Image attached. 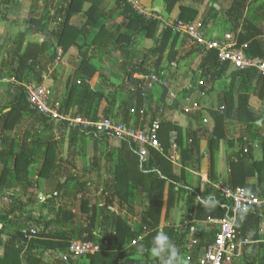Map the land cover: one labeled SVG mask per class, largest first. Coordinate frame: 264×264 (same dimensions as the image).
<instances>
[{"label": "trees", "instance_id": "obj_1", "mask_svg": "<svg viewBox=\"0 0 264 264\" xmlns=\"http://www.w3.org/2000/svg\"><path fill=\"white\" fill-rule=\"evenodd\" d=\"M33 1L25 0L27 10L22 19L24 30L11 39L7 53L15 91L12 92L9 106L0 112V198H8L5 199L8 200L7 204L0 203V246L3 247L0 264H47L44 259L51 255H60L56 259L59 264H73L71 259L64 262L61 256L68 255L70 243L78 240L98 245L96 253L85 257L88 264H160L147 251L142 256L136 251L140 244L150 248L152 238L158 230L166 232L175 242L182 264H199L197 249L188 245L191 239H196L200 247L213 243L217 235L216 227L198 224L197 234L190 235L188 232L179 233L175 226L180 216L201 223L208 218L222 219L231 215L229 203L215 186L219 183L217 160L221 144L227 145V150L231 151L225 157L228 167L227 187L231 190L247 188L250 193L258 196L264 192V115L257 110L264 101V76L257 74L255 69L234 70L228 63H219L215 51L193 47L191 54L187 55L200 56L199 80L203 93H212L213 85L225 77L230 82L218 96L217 110L199 111L198 116L185 113L192 115L200 123L194 131L183 132L163 118L162 114L166 110L165 97L168 94L166 87L156 89L159 90L157 94L161 101L153 102L151 89L157 86L149 88V83L133 78L134 74L151 76L154 73L162 79L160 67L163 62L171 68L183 59L176 50L180 34L171 28L160 30L161 22L152 17L153 0H139L140 6L151 14L149 18L135 10L127 0H115V6L110 11L101 7L104 0H63L53 11L49 8L45 21L32 16L26 17L33 14ZM162 1L163 11L167 15L180 2ZM10 2L11 0H0V21H7L3 8L8 7ZM85 3H90L86 10L83 9ZM245 7L244 0H236L224 12V16L233 25V31H237L239 22L242 21L237 38L238 46L247 44L246 56L264 65V30L244 19ZM115 13H118L120 22L107 26V21ZM75 16L83 19L80 26L71 24ZM196 19L195 10L180 7L178 20L192 24ZM31 37H38V41L31 40ZM138 37L152 40V46L143 55L142 62L139 65L132 64L131 60L123 62L124 77L120 85L111 90L112 94L104 96L101 92L91 90L90 78L97 76L98 70L92 64L94 58L90 56V51L93 49L99 53L112 50L125 55L130 48L136 46ZM70 49H74L79 55L80 62L75 76L80 81L78 84L69 82L66 100L59 107V112L67 114L72 102H80L83 105L80 111L86 112L84 116L96 121L99 119V103L107 102L103 118H112L118 123L133 127L132 118L138 120L140 112L147 107L148 110L144 113L146 120L150 119L152 124L157 118L160 119L158 140L164 155L170 154V134L175 133L180 167L173 166L154 150H149L147 162L140 164L131 141L113 138L105 133H94L90 129L83 131L79 126L67 122L56 124L30 107L22 84L42 85V75L47 74V65L55 61L58 50L64 56ZM150 58L154 59L152 70L147 67ZM33 79L36 81L32 82ZM207 86L209 90L205 91ZM121 93L126 97L120 99ZM176 108L178 109L177 104L172 109ZM204 113L210 116L212 130L202 123ZM111 114H114L113 117H110ZM25 115L31 118V124L24 131V137L16 143V130ZM259 120H262L260 126L257 125ZM35 124L41 125L42 132L48 133L49 137L32 135ZM229 125H233L240 134L235 141L226 137ZM55 130L58 132L59 142L55 139ZM84 132L89 134L91 141L97 137L98 140L105 138L104 155L110 163L114 162L108 171L110 182L105 183L101 201L95 204L84 197L87 193H96L99 187L92 188L87 182L81 183L80 177L67 170V167L60 168L57 161L61 160L56 156L58 144L67 133L69 142L74 145L79 137L87 138ZM245 135H249L248 142L244 140ZM113 139L116 143L114 146L111 144ZM201 141L207 143L208 180L204 184L200 177L193 176L190 181L188 179L191 175L189 171L195 173L201 169ZM256 142L259 144L258 154ZM101 156L93 157L89 167H83V175L94 173L99 178ZM60 171L61 180L58 177ZM250 178L255 179V184L247 185ZM40 180L54 181L52 190L46 192L43 199L38 198V192H41ZM191 181H195L197 186H193ZM71 185L73 194L69 190ZM209 193H213L219 201L211 210L204 208L197 199ZM79 194L82 199L80 214L85 225L76 230L70 199ZM135 197L143 205L137 226L131 225L114 210L116 199L120 205H125L130 198ZM181 202L185 213H181ZM161 219L165 223L162 227ZM9 226L18 229H13L3 243L1 235L8 231ZM263 232L264 205L259 208L249 207L246 212L239 214L231 240L243 246L240 256L229 264H264ZM132 241H135L134 245H131Z\"/></svg>", "mask_w": 264, "mask_h": 264}, {"label": "crops", "instance_id": "obj_2", "mask_svg": "<svg viewBox=\"0 0 264 264\" xmlns=\"http://www.w3.org/2000/svg\"><path fill=\"white\" fill-rule=\"evenodd\" d=\"M137 1L139 2V0H137ZM244 1L246 4L244 19L245 20L248 19L247 14H248V11L251 10L253 12V19L252 20L248 19V20L251 23L258 25L259 27H262L264 30V0H244ZM11 2L13 4L14 1L11 0ZM11 2H10V4H11ZM33 2H35L34 4L37 3L38 5L42 4V2H40V0H34ZM61 3L62 2H58L57 0H54V3L52 6L49 5L46 7L47 12L49 11V8H50V10L53 11L55 8L59 7ZM233 3L235 4L236 0H234V1L233 0H180V2L174 7L172 13L167 15L163 11V7H164L163 1L162 0H153L152 10H153L154 14L152 15V17L156 18L157 20H159L161 22L160 23V30H161V29H163V24L165 22L178 19L179 15H180V7L181 6L187 7V8H190L192 10H195L197 12V19H196L195 23L199 24L201 26L205 36L207 38H210V39H218V38H222V36L226 33L231 32L234 34L236 32V30L233 31V28H232L233 25H231L228 22L227 18L224 16V12H226V10L230 9L231 6H233ZM10 4H9V6H10ZM19 4H20L21 9L25 13L27 10L25 0H24V2H21ZM114 6H115V0H104V2L101 5V7L105 11L112 10L114 8ZM89 7H90V3H85L83 9L86 10ZM255 12H257V13H255ZM33 18L39 19L36 17H33ZM115 18H116V20H114ZM22 19L20 20L21 21L20 23H18V22L15 23L14 20H12V19L8 20V17H7V21H5V20L0 21V29H1L0 30V42L1 43L4 40V42L9 47L11 39H13L18 32L24 30V24L22 23ZM113 22L114 23L120 22V18H119L118 13H115L112 16V18L107 21L106 24H107V26H110V23H113ZM82 23H83V19L79 16H75L71 20V24L74 26H80ZM241 24H242V21L240 20L238 29L241 28V26H242ZM49 25H50V23H49ZM222 26H225V27L229 26L232 29V31L227 30L221 34L220 29L222 28ZM4 35H6V36L4 37ZM263 38H264V36H263ZM31 40L38 41V37L37 38L31 37ZM142 40L148 41L149 45L152 46V40L151 39H144V38L138 37L136 39V46L132 47L133 48L132 52L127 53V56L129 58V60H131L132 64L139 65L142 62V57L144 55V54H141L142 46L140 45L141 44L140 42H142ZM193 47H195V46H192L188 42L186 37L180 35L178 42H177V45H176V50L179 53V56L182 57L183 59L178 64H176V65L174 64L171 68H168L165 62H163L161 64V67H160V69H161L160 74L162 75L161 80H164L166 82V89L168 90L167 97H165V102H166L165 108H166V110H164V113L162 114L163 118L171 121L174 125L178 126L183 132L184 131L185 132L194 131V129L200 123L199 120L192 117V115L198 116L199 111H215L218 109V106H219L218 96L223 91V87L228 85L230 82L229 78L225 77V79H223L221 82L215 83L213 85V92L212 93H210V94L203 93L204 90H203V92L201 91V89H200L201 88L200 87L201 82L199 80L200 56L197 54H192L189 56L187 55V54H191L190 52L192 51ZM139 48H140V51H139ZM69 51H72V53L76 52L74 49H70ZM132 53H134V55H132ZM89 54L94 59H95L96 55H98L100 59H103V58L106 59L109 56L108 51H106V50L98 53V52H96V50L92 49ZM135 55L136 56L139 55V57L141 55V60L139 58V63H135V62L133 63V60H134L133 56H135ZM64 56L62 55V57H64ZM78 58H79V56H78ZM116 59H119V58H116ZM62 60H63V58H62ZM192 60H194V62H191ZM195 61L198 63L197 68H193ZM152 62L154 63V59L150 58L147 62V66H150V64ZM55 63L59 64V63H62V61L55 62ZM153 63L151 65H153ZM97 64L101 65V62L98 61ZM93 65L98 70L96 73L97 76H95V77H101V80H102L101 83L106 86L103 90L107 91L109 89L108 88L109 86H110L109 91H111L113 89L115 90V88L120 85V83H119L120 81L118 82V79H119L120 75H124V63L123 62L121 64V65H123V70L119 69V68H115L114 70H109L108 73H107V71H105L107 74L111 75V77L112 76L114 77V78H109L108 80L105 77H103V74H104L102 72L103 69L100 70L98 68V66H96L95 64H93ZM6 72L3 73V76H2V74H0V112L2 111L1 109L9 106L8 103L11 101L10 97L12 96V92L15 91L14 85H13L14 79H13V77H11V72L9 74H6ZM51 72L52 71L47 72V74L42 75V77H43V80L41 83L42 85L45 84L48 79H50L52 81L54 80L55 76H52L50 74ZM152 75H156L157 77H159L158 74L152 73ZM135 76H143V75L134 74L133 78ZM112 79H114L116 81H113ZM136 80H138V79H136ZM32 82H34V81H32ZM69 82H70V84H72V82L69 79H67V81H66L67 85ZM145 82L150 83L149 88H153V85L157 86V88L151 89V91L154 95V97L152 99L153 102L154 101L155 102L161 101L160 98L158 97V94H157V91H159V90H156V89H159V87L161 88V87H165V86H161L159 83H156V82L154 83L151 80H146ZM22 85H24V83ZM89 85L91 86V88H90L91 90L96 91V92H101V93H103L104 96L108 95V94H105V92H103V90L97 88V86L99 85L98 81L95 82V80H94L92 82L90 80ZM66 89H67V86H66ZM208 90H209V86L206 87L205 91H208ZM184 91H186L187 93L185 94ZM123 96H124V94L121 93L120 99L123 98ZM199 97L200 98L204 97V98L202 101L195 102L194 100H196V99L199 100ZM209 97H211V98H209ZM208 99L210 100V102L208 101ZM65 100H66V95L63 99H61L58 107H60L62 104H64ZM54 101L55 100H53L51 98V104L54 105L56 108H58L56 102H54ZM3 103H4V105H3ZM262 103H264V101ZM176 104L178 106V109L177 108L172 109V108H174V106ZM81 106H83V105L80 102H72V106L69 108L67 114H65V115L69 116L71 119L73 117V118H82L85 120L92 121L89 118L84 116V113H86V112L80 111ZM106 107H107V102H100L99 106H98L99 111L94 110V111H98L99 119L104 117V116H102V114H104V109ZM143 110L145 113V112H147L148 108L147 107L143 108ZM257 110H259L260 113L262 115H264V107H261V105H259ZM185 113H191L192 115L188 116V115H185ZM113 115L114 114H111L110 117H113ZM144 116L143 117L139 116L138 120L136 118H132L131 124L133 125V127L138 128V129H145L147 126H149L151 124V120L150 119L146 120L144 118ZM204 120H207V123H204L203 122ZM158 121H160L159 118H157V120L155 122H158ZM261 122H262V120L257 121V125H258V123H261ZM202 123L204 125H206L207 127H209L210 130H212V124L210 121V116H208L206 113H204V115H203ZM55 134L58 136L57 131L55 132ZM85 135L89 139V136H88L89 134H85ZM239 135H240L239 132H237V129H234L233 125L228 126L227 136H226L228 140H234L235 141L239 137ZM185 138L189 139L188 136H186ZM185 138H184V143L186 144L187 141ZM98 139L99 138L97 137V139H95L94 141H91V142H93V146L96 144L102 143V149L100 150L96 146H94V148L91 149L89 154H87L89 156L88 158L90 159L89 163H86L84 165V162L82 159L83 154L79 155V153L76 152L74 161L66 163L64 165V167H67V170H70V172L78 175L80 177L81 183L87 182V184L90 186V185H92L91 181H88V179H83V178L87 177L88 175H92L94 173L86 174L85 176H83V172H82L83 167L84 166L89 167V164H90L91 160L93 159V157H95L97 155H102L100 157L101 161H100V165H99V170L105 171V173H104L105 179L101 180V181L98 180L97 182H99V183H95L94 185L96 187H99L101 185H102V187H104L105 183L110 182V177H109L108 171L110 170L109 168L113 167L114 162L110 163L104 155L106 153V146H105L106 139L105 138H103V140H101V139L98 140ZM244 140H245V142H248L249 141V135H245ZM114 143H115L114 139L111 140L112 146H114L113 145ZM199 146H200V152L202 154L201 155V160H202L201 169L199 172L194 173V172L189 171V173H191L192 177L193 176L200 177L201 183L204 184L208 180L207 179L208 163H207V159H206V156H207V143H206V141H201ZM95 149H97V150H95ZM246 149H247V147H245V150ZM255 149L257 150L256 153L258 154L259 148L256 147V145H255ZM222 151H223V155H224V157L222 158L223 160L222 159L217 160L218 161L217 172H218V177H219V183H217V185L227 186L228 167H227V164L225 162V157L228 154H230L231 151L227 150V145L221 144V148H220L219 153H221ZM176 154H178L177 150H176ZM77 163L78 164L80 163V164L78 165ZM99 178H100V176H99ZM103 178H101V179H103ZM191 183H193V181H191ZM253 184H255L254 178H250L247 180V185H253ZM217 185H215V186H217ZM193 186H197L195 181L193 183ZM201 189H203V186H201ZM101 193H102V191H101ZM44 195H45V192H43L41 190V192L38 193V198L43 199ZM77 196H78L77 198H79V197L81 198V196H79V195H77ZM72 198H74V197H72ZM181 206L183 207V202L180 203V208H181V213H185L184 208H182ZM72 212L74 215L76 214L74 207L72 208ZM164 212H165V208L163 209V213ZM163 213H162V215H163ZM37 216H38V214H37ZM182 218L183 217L180 216L179 220H181ZM80 219H81V214H80ZM75 221H76V219H75ZM80 226H82V225H77L76 223L74 224V228L76 230H78V228ZM13 229H18V227L9 226L8 231L5 232L4 235H1V239H2L3 243H5V241L7 240L8 234L10 232H12ZM2 253H3V247L0 246V256L2 255ZM46 257H49V256H46ZM59 257H60V255L57 256V258H59ZM69 259L72 260L73 264H88V261L85 259V257H81V258L72 257ZM82 260H83V262H82ZM47 264H59V262L55 259V260H52L49 262L47 261Z\"/></svg>", "mask_w": 264, "mask_h": 264}, {"label": "built area", "instance_id": "obj_3", "mask_svg": "<svg viewBox=\"0 0 264 264\" xmlns=\"http://www.w3.org/2000/svg\"><path fill=\"white\" fill-rule=\"evenodd\" d=\"M135 10L149 18L150 15L140 6L136 0H127ZM163 28H171L173 31L187 38L192 46L201 47L207 51H215L219 63H228L234 70L255 69L257 74L264 76V65L250 60L245 53L247 44L238 46L237 38L241 29L234 34L226 33L222 38H207L199 24H188L178 19L167 21L163 24ZM56 62L62 60V51L58 50ZM138 80H151L166 87V82L156 75L151 76H135ZM27 94V100L30 107L39 114L44 115L54 123L67 122L70 125L79 126L81 130H93L94 133H105L113 138L125 139L131 141L136 148L140 164L147 162L149 150H154L166 158L173 166L180 167L179 157L176 154L175 133L170 134L171 148L170 154L164 155L158 140L159 122H155L147 126L145 129H138L127 126L123 123L113 121L111 118H100L97 121H89L82 118L72 119L59 112V109L51 104V94L47 87L30 83L23 85ZM134 114V111H132ZM144 116V110L140 112V117ZM207 123V120L203 121ZM72 123V124H71ZM56 132V131H55ZM216 190L227 200L231 207V215L222 219L208 218L204 222H196L183 217L181 223L175 228L179 233L188 232L190 235L197 234L199 225L214 226L217 229V235L213 243L200 247L196 239H191L190 247L197 249L199 264H229L234 258L241 254L243 244L236 243L231 240L235 234L236 217L248 210L249 207L259 208L264 205V192L261 196L250 193L247 188H236L231 190L227 186L217 185ZM199 224V225H198ZM198 225V226H197ZM162 227V226H161ZM264 234V232H263ZM264 241V238H263ZM135 241L131 242L134 245ZM203 250L200 256V251ZM98 251V246L92 242L74 241L68 247V255H62L64 262L71 257H86L93 255ZM189 258V257H188Z\"/></svg>", "mask_w": 264, "mask_h": 264}, {"label": "rangeland", "instance_id": "obj_4", "mask_svg": "<svg viewBox=\"0 0 264 264\" xmlns=\"http://www.w3.org/2000/svg\"><path fill=\"white\" fill-rule=\"evenodd\" d=\"M13 1H14L13 4L11 2V4L9 3L10 6L5 7L3 9L6 11V16L8 17V20L12 19V20H14L15 23H17V22L20 23L21 22L20 20L24 17V11L21 9L19 3L24 2V0H13ZM57 1L58 2H62L63 0H57ZM40 2H42L41 5H38L37 3L34 5L33 14L31 13V14L28 15L26 13L28 15L26 17L29 18V17L33 16V17L39 18V19H41L43 21H45L47 19V17H48L47 13L48 12L46 10V7L49 6V5L52 6L53 3H54V0H40ZM255 13H257V12H255ZM247 15H248L247 18L249 20L253 19V12L251 10L248 11ZM114 20H116V18ZM112 24H114V22L110 23V26H112ZM49 27H50V25H49ZM227 30L228 31H232V29L229 26H227V27L222 26V28L220 29V33L222 34V33H224ZM5 36L6 35H4V37ZM140 43H141L140 45L142 46L141 54L147 53V51L151 48V45H149V42L142 40V42H140ZM132 49L133 48H130V50H128L127 52L131 53ZM8 51H9V47L3 40L2 43L0 42V74H2V76H3V73H5L6 71H7L6 74H9L11 72L10 71L11 70L10 66L8 65V61H7V53H8ZM139 51H140V48H139ZM108 54H109L110 57L108 56L106 59L105 58L100 59L99 56L96 55L95 59H93V61H92V64H95L96 66H98V68L100 70L103 69V71H102L104 73L103 77H105L107 80L109 78H114L113 76L111 77V75L107 74L109 70H114L115 68H119V69L123 70V65H121L122 62H124L125 60L129 61L127 53L124 55L123 53H119V52H115V51L111 50V51L108 52ZM132 55H134V53H132ZM78 56L79 55L76 52L72 53V51H69V52H67L65 54L64 57H62L63 58V60H61L62 63L56 64L55 63L56 60H55L54 62L49 63V65H47V68H46L47 71L48 72L52 71L50 74L52 76H55V78H54L53 81L48 79L46 81V83L43 84V85L45 87H47L48 90L50 91L51 98L53 100H55L54 102H56L57 107L60 104L61 99H63L65 97V95H66V90H67L66 89V86H67L66 81H67V79H69L72 82V84H75V82L78 84V82L80 81L79 77L77 78V76H75V71H76L77 66H78V64L80 62V59H78ZM115 57L119 58V59H116ZM139 58L141 60V55H140V57H139V55L138 56H136V55L133 56V59H134L133 63L134 62L135 63H139ZM98 61L101 62V65L97 64ZM191 62H194V60H192ZM151 64H150V66H147L149 70L153 69V65H151ZM197 67H198V63L195 61L193 68H197ZM124 70H125V68H124ZM105 71H107V73ZM83 76H85V73H84ZM123 77H124V75H120V77L118 79V82L119 81L121 82ZM33 80H34V82L36 81V79H33ZM90 80L92 82L94 80H95V82L98 81L99 85L97 86V88H99L101 90H103L106 87L104 84L101 83V81H102L101 77L92 76L90 78ZM112 80L116 81L114 79H112ZM146 83H149V82H146ZM108 88L109 89L107 91L103 90V92H105V94H109L110 95V94H112L111 91H109L110 90V86ZM125 97H126V95L123 96V98H125ZM203 98L204 97H201V98L199 97V100L196 99L194 101L195 102H199V101H202ZM209 98H211V97H209ZM208 101L210 102L209 99H208ZM3 105H4V103H3ZM261 107H264V103L261 104ZM102 116H104V114H102ZM112 120L115 121L114 119H112ZM30 122H31V118L25 115L23 117L22 122L19 124V126L17 127V130H16L17 135H18V138L16 139V143L19 142V140L22 137H24V135H25L24 131L27 130L28 126H30V124H31ZM115 122H117V121H115ZM260 124L261 123H258V126H260ZM34 128L35 129L33 130V132H31L32 135L37 136L39 138L49 137L48 133H45V132L43 133L42 132L43 127L41 125L35 124ZM84 134H85V132H84ZM9 135H10L9 137H11V133L10 132H9ZM54 136H55V139L59 142V136H57L56 134H54ZM69 138L70 137L68 136V133H67L65 135L64 139L60 142V144H58V152H57L56 156H57V159L61 160V161H57L58 164L60 163L59 164L60 168L63 167L66 164V162L74 161L76 152H78L79 155L83 154L82 159H83V162H84V165H85L86 163H89V160H90L88 158L89 156L87 154H89V152L91 151L92 148H94V146L98 147L100 150L102 149V143L96 144V145L93 146V142H91V140L88 139V138L82 139V138L79 137L78 142L75 143L74 145L69 142ZM255 144H256V147L259 146V144L257 142ZM95 150H97V149H95ZM223 157H224V155H223V151H222L221 153L218 154V160L222 159ZM217 166H218V161H217ZM104 173H105L104 170L103 171L100 170V172H99L100 178L96 177V176H98L97 174H92V175H88L87 177H85L83 179H88V181H91L92 188H95L94 184L98 180L101 181V180L105 179ZM83 176H85V175H83ZM58 177H60V180L62 179L61 178V171L59 172V176ZM101 178H103V179H101ZM196 178H198V176H196ZM188 179L191 180L192 179V175H189ZM40 182H41L40 183V185H41L40 189L43 192L46 193V192H49V191L52 190L53 182H54L53 180H51L50 182H47L45 180H40ZM103 188L104 187H102V185L99 186V189H98V191H96V193H94V194L87 193L84 198H88L89 202L91 204H95V203L100 202L101 201V191L103 190ZM69 190H70V193L73 194L74 190H73V186L72 185L70 186ZM79 196H81V195L79 194ZM77 197L78 196H76L74 198L71 197V199H70V202H71V204L73 205V207H74V209L76 211V214H75L76 221H74V222L77 225H82L83 226V225H85L84 221L82 220V218L80 219V208H81L82 199L80 197L79 198H77ZM5 199H8V198L7 197H4L2 199L0 198V203L1 204H7L8 200L6 201ZM114 210L117 213H119L120 215H122V217L125 218L131 225H133V226L136 225L137 226L140 223V213L143 210V205L139 202V198H137V197L130 198L129 203H127L125 205L124 204L120 205V203L116 199L114 201ZM180 223H181V220L178 221L177 225L180 224ZM164 224L165 223L163 222V219H161V226H163ZM55 259H57L56 255H51V256L45 258V260L48 261V262L52 261V260H55ZM82 262H83V260H82Z\"/></svg>", "mask_w": 264, "mask_h": 264}, {"label": "clouds", "instance_id": "obj_5", "mask_svg": "<svg viewBox=\"0 0 264 264\" xmlns=\"http://www.w3.org/2000/svg\"><path fill=\"white\" fill-rule=\"evenodd\" d=\"M197 199L204 208L209 210L214 209L219 203L213 193H209L207 196H199ZM136 251L141 256L147 251L160 264H182L179 249L170 236L163 230H158L153 236L150 248H146L143 244H140Z\"/></svg>", "mask_w": 264, "mask_h": 264}, {"label": "water", "instance_id": "obj_6", "mask_svg": "<svg viewBox=\"0 0 264 264\" xmlns=\"http://www.w3.org/2000/svg\"><path fill=\"white\" fill-rule=\"evenodd\" d=\"M202 253H203V250L200 251V256L202 255Z\"/></svg>", "mask_w": 264, "mask_h": 264}]
</instances>
